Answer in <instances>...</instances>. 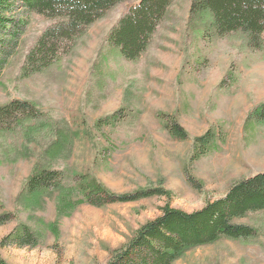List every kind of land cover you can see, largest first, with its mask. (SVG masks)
<instances>
[{"label": "rangeland", "instance_id": "rangeland-1", "mask_svg": "<svg viewBox=\"0 0 264 264\" xmlns=\"http://www.w3.org/2000/svg\"><path fill=\"white\" fill-rule=\"evenodd\" d=\"M137 1L109 9L68 54L30 75H24L27 54L52 21L19 4L15 10L27 23L0 74V104L26 99L44 114L0 131V212L15 214L0 226V241L20 224L38 238L35 246L0 247L8 264H107L112 250L164 206L201 209L236 180L264 172V123L248 120L264 101V47L252 49L237 33L212 36L208 15L194 19L191 0H173L145 51L127 60L108 37ZM172 117L186 140L167 129ZM208 131L211 145L193 157L195 139ZM53 140L61 143L54 150ZM39 163L65 170L76 189L74 178L85 175L116 194L155 187L171 193L99 207L72 204L76 194L26 191ZM239 221L257 229L255 239L220 238L172 264H264V210Z\"/></svg>", "mask_w": 264, "mask_h": 264}, {"label": "trees", "instance_id": "trees-1", "mask_svg": "<svg viewBox=\"0 0 264 264\" xmlns=\"http://www.w3.org/2000/svg\"><path fill=\"white\" fill-rule=\"evenodd\" d=\"M123 1L127 0H0V74L18 46L27 23L26 17L14 15L18 4L24 13L34 12L52 21L27 54L23 68L24 75H30L42 72L68 54L93 22ZM172 1L138 0L111 29L108 41L127 60L139 58ZM190 13L197 20L209 16L207 31L212 36L237 33L246 38L252 49L264 47V0H191ZM43 114V110L29 100L12 99L0 104V131L15 130L23 121H37ZM111 118L116 119L115 115ZM250 119L264 123V101L255 107L248 116ZM166 127L174 137L188 138V132L175 117L168 119ZM60 136L63 139L67 137L62 133ZM213 137L214 133L210 131L198 136L193 157L204 154ZM53 142L56 143L55 140ZM59 144L57 142L52 149ZM26 181L28 193L56 190L61 192L60 197L71 199L76 194L72 204L83 201L96 207L154 195L169 196L171 193L163 187H155L116 194L101 182L88 180L85 175L74 178L76 189L67 184L65 170L41 163ZM259 210H264V172L236 180L223 197L208 201L201 209L188 212L164 206L159 215L147 220L125 243L112 250L107 264H172L189 249L220 238L253 240L258 234L257 229L239 220ZM14 217L12 212H0V226L11 222ZM37 243L38 238L31 227L20 224L1 239L0 247H27ZM0 264H8L1 255Z\"/></svg>", "mask_w": 264, "mask_h": 264}]
</instances>
